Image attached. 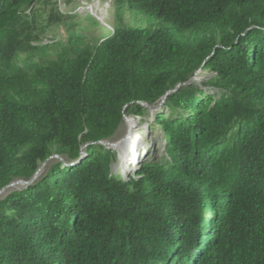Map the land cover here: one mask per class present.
I'll return each instance as SVG.
<instances>
[{
  "label": "trees",
  "instance_id": "obj_1",
  "mask_svg": "<svg viewBox=\"0 0 264 264\" xmlns=\"http://www.w3.org/2000/svg\"><path fill=\"white\" fill-rule=\"evenodd\" d=\"M117 2L152 28L45 61L57 3L0 0V264H264V0ZM127 115L162 148L122 173Z\"/></svg>",
  "mask_w": 264,
  "mask_h": 264
},
{
  "label": "rangeland",
  "instance_id": "obj_2",
  "mask_svg": "<svg viewBox=\"0 0 264 264\" xmlns=\"http://www.w3.org/2000/svg\"><path fill=\"white\" fill-rule=\"evenodd\" d=\"M51 2H56L57 6H49L44 11L48 14L52 7L56 8L52 12L61 16L62 22L46 28L40 34L41 40L37 44L46 46L48 49L37 60H54L57 52L64 49H70L71 53L74 54L80 48L79 43L81 42L70 39V36L83 38L81 45H94L109 36L112 30L152 28L149 19L131 13L126 6L119 4L117 0H74L72 2L70 0H51ZM33 10L35 12L41 11L38 14L43 19L39 22L44 24L45 12H42L38 6H34ZM192 82L209 94L214 82V75L199 71L195 74ZM148 120L125 116L123 125L115 138L111 142L104 143L118 153L119 161L115 167L122 173H126L128 167L142 158L149 148L153 147L152 151L154 152L160 151L162 148V143L156 132H152ZM115 144L117 147H113ZM45 168L46 165L44 164L38 176L43 173ZM21 186L22 183L16 182L10 189L14 190ZM1 197L2 194H0Z\"/></svg>",
  "mask_w": 264,
  "mask_h": 264
},
{
  "label": "water",
  "instance_id": "obj_3",
  "mask_svg": "<svg viewBox=\"0 0 264 264\" xmlns=\"http://www.w3.org/2000/svg\"><path fill=\"white\" fill-rule=\"evenodd\" d=\"M101 145H104V143H101ZM104 146H107V147H108V145H104ZM111 146H112V145H111ZM54 158H56V156H54V157H52V158H50V159H54ZM40 170H41V169H40ZM40 170H39L38 173L36 174L35 178L38 177ZM18 183H19V182H18ZM14 184H15V183H14ZM14 184H11L8 188H11L12 186H14ZM3 192H4V190L1 191L0 194H2Z\"/></svg>",
  "mask_w": 264,
  "mask_h": 264
},
{
  "label": "bare ground",
  "instance_id": "obj_4",
  "mask_svg": "<svg viewBox=\"0 0 264 264\" xmlns=\"http://www.w3.org/2000/svg\"><path fill=\"white\" fill-rule=\"evenodd\" d=\"M113 147H117V145L115 144V145H113Z\"/></svg>",
  "mask_w": 264,
  "mask_h": 264
}]
</instances>
